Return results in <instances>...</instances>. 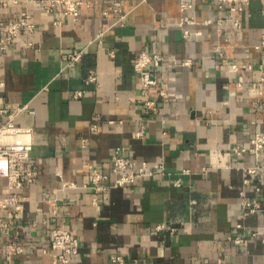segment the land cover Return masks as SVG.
<instances>
[{
	"label": "crops",
	"instance_id": "0c3cea01",
	"mask_svg": "<svg viewBox=\"0 0 264 264\" xmlns=\"http://www.w3.org/2000/svg\"><path fill=\"white\" fill-rule=\"evenodd\" d=\"M44 1L0 0V22L27 12L34 24L0 49V119L17 104L35 111L16 122L35 130L37 170L19 190L0 177V197L23 198L0 207V264H56L61 229L79 239L73 264H109L114 254L124 264H264V205L241 216L243 196L264 203V176L246 182L254 157L233 152L264 131V0L237 2L239 29L218 0H79L76 18ZM186 16L195 24L181 27ZM75 50L82 56L69 62ZM141 51L163 56L157 87L134 70ZM92 70L97 82L87 81ZM117 146L134 170L146 163L155 174L96 191L91 166L114 180ZM13 240L23 251L9 255Z\"/></svg>",
	"mask_w": 264,
	"mask_h": 264
},
{
	"label": "built area",
	"instance_id": "2783aa9c",
	"mask_svg": "<svg viewBox=\"0 0 264 264\" xmlns=\"http://www.w3.org/2000/svg\"><path fill=\"white\" fill-rule=\"evenodd\" d=\"M239 0H218L219 8L229 7L231 14V23L234 29H239L243 26L241 17L235 15V12L243 11L244 6L238 5ZM247 3L249 0H242ZM45 9L48 12H53L55 9L60 8L64 15H71L74 18L78 17L82 2L79 0H45ZM181 8L184 11H189L193 8V4L188 1H183ZM117 11L119 9H116ZM193 16L183 17L179 23L181 27L184 24H195ZM212 19L203 21V24L212 23ZM218 24L222 22L217 21ZM22 29L28 31L34 30V24L30 20V14L27 12L22 13L21 17L17 20L2 21L0 22V49H7L17 38ZM183 35L189 36L190 29H183ZM83 50H75L66 55V59L71 61L79 60L82 56ZM163 61V56L158 53H150L148 51H141L134 64V70L139 76L141 84L145 88L157 87L158 79L154 74V70ZM191 63L187 59L183 64L188 65ZM233 69H238V64H232ZM96 71H90L87 81L97 82ZM264 79V74L262 76ZM160 94L166 96L163 89H160ZM151 103V102H150ZM148 104V103H147ZM8 113V120L3 121L0 119V177L8 180V185L11 189L19 190L25 182H31L37 175V170L34 168V163L31 160L30 152L34 145L35 130L32 126H24L16 122V117L21 113L34 114L35 111L27 104L15 105L11 109H3L1 111ZM92 130L97 129V124H93ZM86 140V139H85ZM123 146H117L111 157L112 172L118 176L112 180L107 181L108 174L101 171L97 166H91V184L90 187L96 191H104L111 187H123L135 182L138 178L149 177L155 174V171L150 169L146 163H143L138 170H134L135 162L125 155ZM233 152L242 155L244 153L252 154L254 157V164L244 167L247 177L245 181H249L250 176L261 175L264 176V131L258 132L252 137L249 145H238L233 148ZM73 183H63L61 187H71ZM260 188L257 187V191ZM23 199V198H22ZM17 196L0 197V207H7L22 200ZM243 212L242 217L256 214L263 208V201L259 194L249 198L243 196ZM20 208L19 205L16 206ZM3 224H0L2 226ZM237 229L243 228L241 222L236 224ZM236 243L244 241L243 235L230 237ZM51 248L55 251L54 262L56 264H73L72 259L79 255V239L69 229H61L57 232L51 240ZM7 253L9 255L18 254L23 251V248L17 240L8 243ZM124 258L121 254H114L111 257L109 264H124ZM221 264L222 261H221Z\"/></svg>",
	"mask_w": 264,
	"mask_h": 264
}]
</instances>
